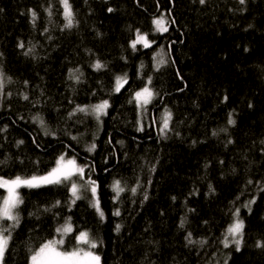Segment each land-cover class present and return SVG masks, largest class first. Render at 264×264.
<instances>
[{"label": "trees", "instance_id": "1", "mask_svg": "<svg viewBox=\"0 0 264 264\" xmlns=\"http://www.w3.org/2000/svg\"><path fill=\"white\" fill-rule=\"evenodd\" d=\"M70 3L77 23L64 29L59 0H0V70L11 78L0 96V129L7 126L0 175L45 176L61 155L75 158L96 181L104 219L90 206L92 194L71 203L69 183L22 187L6 264H28L30 250L67 221L73 232L65 249L88 231L102 242L94 250L101 264H264V0ZM161 11L164 33L152 24ZM137 29L151 47H130ZM155 51L166 61L159 67ZM96 61L105 67L94 69ZM75 69L79 82L70 79ZM125 74L116 92V77ZM149 77L154 97L146 123L133 94ZM102 100L109 107L100 125L84 113L69 117ZM165 107L172 118L161 134ZM116 179L126 190L114 202ZM117 208L120 216L113 215ZM237 209L244 223L238 251L222 243Z\"/></svg>", "mask_w": 264, "mask_h": 264}, {"label": "snow or ice", "instance_id": "2", "mask_svg": "<svg viewBox=\"0 0 264 264\" xmlns=\"http://www.w3.org/2000/svg\"><path fill=\"white\" fill-rule=\"evenodd\" d=\"M62 8H63V18H64V29L73 28L76 21V14L70 3V0H59ZM87 2V0H85ZM240 4H244L245 0H239ZM201 5L206 3V0H199ZM31 15L32 23L35 24L37 19V13L29 9L28 10ZM45 11L48 12L49 16L52 15L51 8H46ZM112 8H108V12H112ZM155 31L164 33L168 31V21L161 15L158 18H154L152 21ZM47 31V29H45ZM154 41H150L148 39V34L141 33L139 29L136 30V37L134 40L130 42V47L135 51L137 45H142L144 48L151 47ZM19 48H24V43L20 42L18 44ZM33 48H29L24 54L29 55L33 52ZM154 59L156 57L154 56ZM166 61L161 57L157 61V66H161L165 64ZM94 69L100 70L105 67L100 61H96L93 65ZM79 69L70 70V79H75L79 82V76L76 73H79ZM82 75V73H81ZM149 83L151 82V77L148 78ZM11 78L6 77L5 73L0 70V96L5 94V86L6 83H10ZM127 83V75L117 76L116 84L114 90L119 92L123 85ZM25 86H27V81H25ZM7 95H11L10 92ZM154 97V93L151 88L147 85L140 89L139 91L134 93L133 99L135 100L137 107L142 108L143 106L149 104ZM23 99L28 100L29 97L27 95H23ZM227 99V98H225ZM109 107L108 100H102L98 104H94L91 106H77L72 112L69 113V117L76 115L77 112L84 113L85 115H95L96 119L99 120L101 116L106 114V110ZM172 114L169 110L165 109L162 115V124H161V134L166 132L169 129V123L171 121ZM34 121H39L40 125H44V121L38 115L33 117ZM228 124H235V120L232 119L231 113L229 114ZM7 126L3 129H0V132L6 131ZM142 130V129H141ZM46 134H48L46 132ZM213 135H216L214 132ZM75 139V137H73ZM232 141L229 140V143ZM24 141H17V145L23 144ZM96 145L92 144L88 149L89 151H93ZM0 163H3L0 161ZM84 167L78 165L76 163L75 158L65 159L63 155H61L57 159V166L53 168L49 173L45 176H31V177H22L15 176L14 178L5 179L0 176V189H4L5 195L0 197V264H6V254L9 251L10 241L12 240L13 230L19 226L20 223V214L19 208L20 205L23 204V198L20 195L19 189L22 187L26 188H37L41 187L44 184H65L69 183L70 188L69 191L71 193V203L74 204L76 200L81 199V193L83 190H87L90 188L92 193V200L90 201V206L94 207L99 214L100 218L104 219V212L102 211L99 203V198L97 196V184L96 181L92 180L90 176L84 182V184H79L73 181L74 177H79L81 180H84ZM154 170V167L153 169ZM251 183V181H249ZM112 190L115 193L114 202L119 199L121 193L125 192V186H122L121 180L116 179L113 181ZM139 187V186H137ZM137 187L131 188V192L133 195L137 192ZM211 187V186H210ZM147 194H145L144 199L147 200ZM175 199V198H174ZM255 201L252 200L249 204L245 205V207H249ZM60 202L57 201V205ZM47 210V209H46ZM120 210L117 208L114 212V216H120ZM236 220L234 223L229 225L226 230L224 239L222 241L225 248L229 247L230 244H235L237 251L241 245V237L242 230L244 227V223L239 219V209L236 210ZM70 220V218H69ZM184 221H181V227H183ZM121 229V225L117 224L115 226V231L119 232ZM73 232V227L70 223L66 222L64 225L58 227L56 229L57 236L51 239L45 240L42 242L38 248L34 250H30L31 254L28 257V264H101V256L95 252L94 250L98 247L99 243L95 239L92 238L91 234L88 231H79L75 235L76 244L71 250L65 249L64 245L66 243V237H68ZM231 238V239H230ZM188 243H194L191 239V233L186 237ZM199 243L203 244L205 241H200ZM258 247L261 246L259 243Z\"/></svg>", "mask_w": 264, "mask_h": 264}, {"label": "rangeland", "instance_id": "3", "mask_svg": "<svg viewBox=\"0 0 264 264\" xmlns=\"http://www.w3.org/2000/svg\"><path fill=\"white\" fill-rule=\"evenodd\" d=\"M161 15H163L164 16V18L167 20V17H166V13H165V11H161L160 12V14H158V15H156V16H154L153 18H152V21H153V19L154 18H158V17H160ZM153 24V23H152ZM153 27H154V25H153ZM167 27H168V25H167ZM154 30H155V28H154ZM160 33V32H159ZM135 37H136V35L134 36V38L132 39V40H134L135 39ZM148 39H149V37H148ZM131 40V41H132ZM150 40V39H149ZM151 41V40H150ZM153 44V43H152ZM154 56L155 57H157V60H159L161 57L163 58V55H162V52H160L159 54H156V51L154 52ZM155 65H156V67H158L157 66V62H156V60H155ZM146 85L149 87V88H151L150 87V83H149V80L146 82ZM145 85V86H146ZM144 86V87H145ZM144 87H142V88H144ZM141 88V89H142ZM140 90V89H139ZM139 90H137V91H139ZM136 91V92H137ZM135 93V92H134ZM133 96H134V94H133ZM135 101V100H134ZM152 101V100H151ZM135 104H136V102H135ZM150 104V103H149ZM149 104H147V105H145V106H143L142 108H138V112H139V114H140V118H142V119H145V121H146V123H149V119H148V110H147V107L146 106H148ZM89 106H91V105H89ZM136 106H137V104H136ZM166 108V107H165ZM167 109V108H166ZM165 111V110H164ZM164 111H163V113H164ZM163 113H162V115H163ZM162 115H160V122H159V130H160V128H161V124H162ZM90 116H92V117H94V118H96L95 117V115H90ZM101 118V117H100ZM97 123L100 125V123H101V121H100V119L99 120H97ZM161 132V131H160ZM65 159H71V158H65ZM79 165V164H78ZM57 166V164L55 165V167ZM54 167V168H55ZM1 176V175H0ZM2 177H4V176H2ZM5 179H9V178H6V177H4ZM88 178H87V176H86V172H85V169H84V180H81L79 177H74L73 178V181L74 182H76V183H79V184H84V182L87 180ZM88 193V194H92L91 193V190H90V188L89 189H87V190H83L82 191V193L83 194H85V193ZM236 220V218H234V220L230 223V225L232 224V223H234V221ZM68 223H69V221H67ZM64 225V224H63ZM229 227V226H228ZM228 229V228H227ZM231 239V238H230Z\"/></svg>", "mask_w": 264, "mask_h": 264}]
</instances>
